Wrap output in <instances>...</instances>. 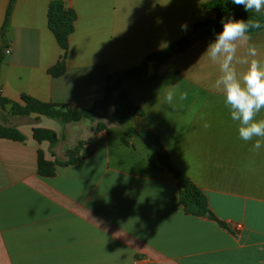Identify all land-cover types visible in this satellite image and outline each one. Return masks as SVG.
<instances>
[{
  "label": "crops",
  "instance_id": "1",
  "mask_svg": "<svg viewBox=\"0 0 264 264\" xmlns=\"http://www.w3.org/2000/svg\"><path fill=\"white\" fill-rule=\"evenodd\" d=\"M52 1L13 5L11 47L0 66V93L13 102L89 110L102 98L108 74L142 65L214 17L203 8L210 0H61L75 15L62 50L48 29ZM6 6L0 0V28ZM248 37L247 44L235 42L232 67L240 79L252 61L264 71V31ZM212 40H197L166 66L155 65L152 77L133 79L125 92L143 112L127 127L159 138L222 225L186 215L176 178L158 168L144 144L133 138L124 144L114 122L104 121L110 132L97 134L88 122L87 134L73 140L72 148L85 141L80 161L41 178L38 151L51 163L66 160L55 146L33 139L35 128L58 135L55 122L11 116L27 121H0L25 137L0 139V264H264V147H252L264 138H239L216 86L222 58L202 55ZM250 46L256 56L248 55ZM61 62L63 73L53 77L49 71ZM174 86L182 99L169 106L165 97ZM254 119L264 121V109Z\"/></svg>",
  "mask_w": 264,
  "mask_h": 264
},
{
  "label": "trees",
  "instance_id": "2",
  "mask_svg": "<svg viewBox=\"0 0 264 264\" xmlns=\"http://www.w3.org/2000/svg\"><path fill=\"white\" fill-rule=\"evenodd\" d=\"M7 6L0 28V66L3 63L5 54L10 49L9 25L12 8L15 0H6ZM203 8L211 10L214 17L211 20L197 22L194 24L191 34L179 39L166 48L159 50L149 56L145 63L138 67L130 68L116 73H110L105 77L102 87V98L93 103L91 109L82 110L69 105L43 104L38 101L23 98L22 103L13 102L4 98L0 93V110L9 108V115L12 117L40 116L59 122L62 125L87 121L91 126L93 134L101 131L106 133L110 129L104 121H112L122 130V142L128 144L129 139H136L148 147L155 155L158 168L170 172L177 180L178 198L180 206L186 215L207 218L222 225L209 210L206 196L170 162L167 152L159 138L149 130L135 131L127 127L128 122L136 117H141L143 112L136 107L125 92V86L133 79L147 75V62L155 61L158 67H163L175 57L189 50L197 40H212L215 33L219 31L221 21L240 19L248 22L259 21L264 25V15L255 14L252 11L245 12L241 6L231 3V0H210ZM75 15L66 11L61 0H54L48 7V29L53 34L56 42L62 50H66L67 38L73 31ZM264 31V29L249 28L247 35ZM63 63H59L49 73L58 77L63 73ZM0 139L23 142L25 137L14 126L7 124L4 120L0 124ZM33 139L38 143L46 142L50 148L54 147L57 141L53 131L41 128L33 129ZM85 141H80L72 149V154H79ZM80 161L78 157H69L62 162H48L44 160L43 153L38 151L37 175L41 178H51L55 175L56 166H68Z\"/></svg>",
  "mask_w": 264,
  "mask_h": 264
},
{
  "label": "clouds",
  "instance_id": "3",
  "mask_svg": "<svg viewBox=\"0 0 264 264\" xmlns=\"http://www.w3.org/2000/svg\"><path fill=\"white\" fill-rule=\"evenodd\" d=\"M236 6H241L245 12L252 11L260 13L264 9V0H231ZM181 31L186 32L187 24H181ZM249 28L264 29L259 21L250 24L240 19H230L221 21L218 32L214 39L206 45L202 55H206L212 60L221 59L220 69L221 78L216 82L217 87L223 89V102L229 109L232 121L238 122V135L242 141H252L254 138H264V121L254 119L257 113L264 109V71L258 70L257 62L249 63L248 71L242 79L238 78L233 67L232 61L236 53L235 42L240 40L247 44ZM249 56H256V48L250 46ZM178 97L174 87L169 88L165 100L169 106H174ZM253 149L260 150L264 147L259 139L252 145Z\"/></svg>",
  "mask_w": 264,
  "mask_h": 264
},
{
  "label": "rangeland",
  "instance_id": "4",
  "mask_svg": "<svg viewBox=\"0 0 264 264\" xmlns=\"http://www.w3.org/2000/svg\"><path fill=\"white\" fill-rule=\"evenodd\" d=\"M7 110L8 108L5 111L0 110V121L5 118L14 125H18L20 123H23L24 121H27L23 119L11 118V116L9 115V110L8 111ZM54 122H55L54 126L58 133L56 137L57 136L59 137V139L57 137L55 149L61 152L65 156L66 159L69 157H78V154H75V155L72 154L73 140L78 136L82 137L87 134L86 128H88L89 123L87 121H79V122H72V123L62 125L57 121H54ZM33 123L35 122L33 121Z\"/></svg>",
  "mask_w": 264,
  "mask_h": 264
},
{
  "label": "water",
  "instance_id": "5",
  "mask_svg": "<svg viewBox=\"0 0 264 264\" xmlns=\"http://www.w3.org/2000/svg\"><path fill=\"white\" fill-rule=\"evenodd\" d=\"M155 61L147 62V75L148 77H152L155 74Z\"/></svg>",
  "mask_w": 264,
  "mask_h": 264
},
{
  "label": "built area",
  "instance_id": "6",
  "mask_svg": "<svg viewBox=\"0 0 264 264\" xmlns=\"http://www.w3.org/2000/svg\"><path fill=\"white\" fill-rule=\"evenodd\" d=\"M241 227L240 226H237L236 230L240 229Z\"/></svg>",
  "mask_w": 264,
  "mask_h": 264
}]
</instances>
